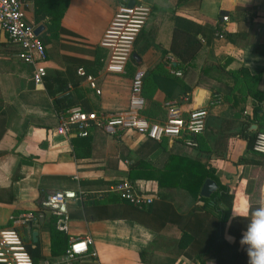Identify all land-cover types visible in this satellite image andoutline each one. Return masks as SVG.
I'll use <instances>...</instances> for the list:
<instances>
[{
  "label": "crops",
  "instance_id": "0c3cea01",
  "mask_svg": "<svg viewBox=\"0 0 264 264\" xmlns=\"http://www.w3.org/2000/svg\"><path fill=\"white\" fill-rule=\"evenodd\" d=\"M68 1L61 31L52 39L45 22L35 24L34 0L25 8L27 21L43 27L42 85L34 86L32 67L17 59V50L0 33V229L12 227V215L33 213L35 222L15 230L25 245L38 250L39 264L52 260L51 227L63 231L69 242L92 238L90 253L70 264H199L197 256L207 253L199 232L193 229L190 244L178 249L179 223L202 206L180 186L186 159L213 171L218 183L234 194L230 218L238 216L230 228L225 226L223 238H235L228 243L239 251L236 264H248L239 241L250 216L239 215L264 201V166L248 163L264 158L247 150L241 130L246 123L247 133L264 132V119L247 118L258 105L253 98L264 97V0H133L151 12L134 42L135 60L130 59L121 75L106 71V51L99 43L125 1ZM223 15L229 17L226 24ZM220 29L225 31L222 38L216 35ZM79 69L94 79L99 95ZM173 69L181 76L172 75ZM139 77L145 99L141 115L149 123L166 119L167 104L182 116L207 109L206 127L194 149L132 131L110 136L95 129L86 138L54 133L58 115L73 108L125 110L131 83ZM213 94L220 103L210 106ZM253 126L256 131H250ZM136 161L151 168L143 172L151 178L131 182L155 197L152 213H140L110 192L116 182L129 180ZM68 192L76 198L65 201L64 212L46 206L50 195Z\"/></svg>",
  "mask_w": 264,
  "mask_h": 264
},
{
  "label": "built area",
  "instance_id": "2783aa9c",
  "mask_svg": "<svg viewBox=\"0 0 264 264\" xmlns=\"http://www.w3.org/2000/svg\"><path fill=\"white\" fill-rule=\"evenodd\" d=\"M29 0H0V33L17 52L19 61L32 67V82L34 86L42 85L46 77L45 47L34 34L35 26L30 24L25 15V8ZM150 8L142 3H134L128 7L126 3L119 5L105 30L99 46L106 51V71L113 74H124L125 67L130 61L133 45L146 26L150 16ZM229 21L227 15L221 16V22ZM224 29L216 33L219 38L224 36ZM175 77H180L181 72L171 70ZM78 74L86 77L91 89L96 94L100 90L90 76L79 69ZM219 98L210 101V106L220 103ZM168 115L163 122L149 123L141 115L145 107L143 85L140 77L131 83L128 107L122 111L113 112H84L80 108H73L58 115V125L54 130L57 136L86 138L93 130L99 129L110 136H116L129 131L136 132L148 140L162 142L164 140L179 141L185 148L194 149L197 145L196 138L201 135L206 127L207 109L196 108L182 116L172 104ZM253 152L264 155V132L257 133L252 146ZM110 192L133 207L144 209L152 205L155 197L142 192L129 180H120L110 188ZM81 194V193H79ZM73 192L54 193L48 197L46 206L56 213L64 212V203L67 199H75ZM33 213L12 215L9 222L12 227L0 229V264H34L21 237L15 230L16 226L25 225L36 221ZM92 238L84 236L70 239L65 254L55 260L44 259L42 264H70L78 257L88 255Z\"/></svg>",
  "mask_w": 264,
  "mask_h": 264
},
{
  "label": "trees",
  "instance_id": "16d2710c",
  "mask_svg": "<svg viewBox=\"0 0 264 264\" xmlns=\"http://www.w3.org/2000/svg\"><path fill=\"white\" fill-rule=\"evenodd\" d=\"M68 3V0H34L35 24L45 22L47 25L45 33L49 35V38H55L61 31L60 21L67 9ZM38 38L44 46V37L39 36ZM98 58L102 60L104 59L103 56ZM130 59L131 61L135 60L132 56ZM214 98L215 94H213L211 99L213 100ZM253 99L258 105H253L252 113L247 118L252 122H255L256 120L262 122L264 119V113L261 111V104L264 101V97L259 96ZM243 125H246L241 131L245 130L246 133L244 138L247 140V150H252L258 130L249 134L246 132L249 126L246 123ZM248 163L264 166V160ZM150 170L151 168L148 167L147 163L136 161L130 166L128 179L135 182L136 180H146L151 178V176L146 177L143 175V172H149ZM206 179H212L218 185L217 192L212 194L208 199L199 196V189ZM157 180L158 184H160L159 179ZM180 186L188 190L193 199L202 202V206L199 209H193L189 213L186 221L182 220L183 223H179L181 227H179L180 239L178 249L182 250L190 244L193 235H195L193 234L194 229L199 232L200 236L198 239L200 242L204 243L207 248V253L197 256L199 264H205L207 260H213L216 264H236L240 258L239 251L234 244H229L223 238L225 226L230 218L234 194L230 192V189L227 186L218 183L213 171L207 169L201 163L190 164L186 159L184 160V172L182 175V184H180ZM151 206L152 205L138 210H140V213H152ZM169 222L171 223L172 221L169 220ZM50 238L51 258L54 260L65 254V251L69 246V241L68 236L63 231L57 230L55 227L50 228ZM25 246L33 259V263L39 264L42 257L38 253V250L36 248L31 249L30 246L27 245Z\"/></svg>",
  "mask_w": 264,
  "mask_h": 264
},
{
  "label": "clouds",
  "instance_id": "9594fccd",
  "mask_svg": "<svg viewBox=\"0 0 264 264\" xmlns=\"http://www.w3.org/2000/svg\"><path fill=\"white\" fill-rule=\"evenodd\" d=\"M238 215L233 213L226 224V229L231 227L232 220ZM248 218L246 230L242 232L239 244L245 248L248 257V264H264V201L258 207L252 209L250 213L239 215L245 219ZM229 243H234L235 238L226 235Z\"/></svg>",
  "mask_w": 264,
  "mask_h": 264
},
{
  "label": "water",
  "instance_id": "95a60500",
  "mask_svg": "<svg viewBox=\"0 0 264 264\" xmlns=\"http://www.w3.org/2000/svg\"><path fill=\"white\" fill-rule=\"evenodd\" d=\"M125 3L127 4L128 7H131L135 2L133 0H124ZM43 27L39 26L35 28L34 34L39 37L40 33L42 32ZM135 58V55L132 56ZM250 131H256L255 126H253ZM217 184L211 180V179H206L205 182L203 183L201 189H200V197L208 199L212 194L217 192Z\"/></svg>",
  "mask_w": 264,
  "mask_h": 264
},
{
  "label": "rangeland",
  "instance_id": "374dc122",
  "mask_svg": "<svg viewBox=\"0 0 264 264\" xmlns=\"http://www.w3.org/2000/svg\"><path fill=\"white\" fill-rule=\"evenodd\" d=\"M74 260H75V259H74ZM72 261H73V260H72ZM72 261H71V262H72ZM71 262H70V263H71Z\"/></svg>",
  "mask_w": 264,
  "mask_h": 264
}]
</instances>
